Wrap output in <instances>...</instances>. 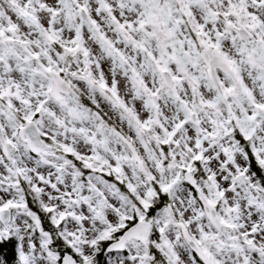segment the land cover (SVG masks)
<instances>
[{"label":"snow or ice","instance_id":"snow-or-ice-1","mask_svg":"<svg viewBox=\"0 0 264 264\" xmlns=\"http://www.w3.org/2000/svg\"><path fill=\"white\" fill-rule=\"evenodd\" d=\"M0 264H264V0H0Z\"/></svg>","mask_w":264,"mask_h":264}]
</instances>
